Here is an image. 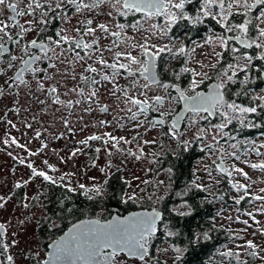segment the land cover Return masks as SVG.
<instances>
[{
	"label": "flooded vegetation",
	"instance_id": "1",
	"mask_svg": "<svg viewBox=\"0 0 264 264\" xmlns=\"http://www.w3.org/2000/svg\"><path fill=\"white\" fill-rule=\"evenodd\" d=\"M10 2L15 3L16 0H10ZM30 2L31 0H21L20 10H23ZM41 2H44V0H41ZM50 2L56 15L53 16L52 12H49L50 19L46 25L38 23L41 19L39 12L35 17L31 15L18 17L20 23H25L26 20L37 22L32 25L33 31L23 33L20 36L16 35L20 32L19 28L10 29V34L13 35L14 39L20 40V44L8 43L6 46L9 48V52L0 56V69L4 70L0 72V85L4 86V94L0 96V197L5 198L0 200V204L3 205L0 207V224L5 225V228L0 230V264H10L7 260L8 255L13 256L11 264H37L38 261L42 262L51 251V243L79 220L97 218L107 220L114 214L123 216L131 211L153 208L161 211L164 218L167 214L165 204H168L167 200L172 193V188L175 187L171 183L169 174H166L167 185H164V194L156 200H144L145 198L136 190H130V192L127 189L129 183H126V181L130 182L131 178L126 172V168L130 167L132 162L126 157L116 159L118 150L112 146L111 141L108 145H105L103 140L89 141L88 145L79 143V141L92 135L104 136L105 133H111L115 137H120L125 134H135L137 132L135 129L138 130L135 126L137 120L130 119L131 113L127 111L128 107H132L133 112L137 111V108L125 104L122 91H115V94H113V91L118 87L121 90H128L130 95H139L140 86L146 83L140 73L136 71L139 66L132 65V71L135 72V75H130L128 69H119L117 72L115 69L98 63L101 52L109 64L114 62V53L117 51H131L132 55L145 59L141 55L140 49L130 48L129 46L133 43H143L147 37L149 46L155 45L153 51H158L162 44L168 42V45L171 44L172 53H160L156 57L154 71L160 82L176 83L181 88L187 89L193 79V73L191 71L183 72L181 69H192L193 45L195 42L206 39L211 33L215 36H238V31L227 32L224 23L230 24L233 22L238 24L241 22L239 20L240 11L237 12L236 10H232L233 14L228 17L226 22H222L218 15L220 11L218 5H212L210 15H201L200 22L193 23L192 20L181 19L176 24L171 25L170 30L166 31L165 34L150 28V24H159V26L162 24L164 28L166 26L169 28L164 17L145 20L140 13L124 16L120 15L107 3L101 4L91 11L85 10L83 13H76L74 6L56 9L55 0H50ZM202 4L203 0H192L190 4L185 5L184 11L188 16L195 17ZM258 6L261 10H264V5H257L252 9L254 14ZM110 11L112 12L111 16L108 15ZM173 11L178 10L173 9ZM11 15H13L11 10L5 9L4 12L0 13V20L12 23L9 19ZM86 19L93 20L92 27L105 23L109 26L110 31H121L117 27L118 24H124L125 28L120 38H114L97 30L96 36L99 37L101 51H95V45L93 49L87 52L82 49H75V52H79L80 56L84 57L83 60L75 59V52L69 50L71 42H62L57 46L48 40V37L58 40L60 35H67L70 38L78 37L86 27L82 23ZM133 24H137V28L130 26ZM25 27H28V25L25 24ZM76 28H80L81 33H77ZM34 38L38 41L43 39L54 50L48 53L51 57L50 60H44L42 63L38 62L34 67L48 68L50 63H56V70L60 73L54 81H46L45 87L47 88L50 83H55L61 93V99H71L73 101L72 107L52 104L46 93L42 94L36 90V78L31 72L24 74V79L31 82L28 86L21 85L15 80V74L22 67V62L18 59L13 62L15 67L9 68L10 58L12 55H16L17 57L23 56L26 59L27 56L24 55L21 49L23 44ZM85 39L90 40L91 38L85 37ZM116 39L119 40V47H113V40ZM125 39H127V43L124 42ZM228 45V48L222 52V66L226 65L227 67L229 63H237V58L244 53L253 56V48H245L235 40H229ZM181 47L185 48L184 53L178 52ZM233 47L238 48L239 53L234 54L231 51ZM108 48H112V51L105 50ZM32 51H36V49H32ZM61 53L63 54L60 55ZM38 54L43 55L42 53ZM57 56H59V59H57ZM119 62L129 63L126 56H121ZM88 65L97 68L98 72L85 71ZM226 67L217 71L214 69V75L204 80L196 90H207L210 83L213 81L218 82V77L222 75ZM48 71L52 72L53 70L49 69ZM219 71L222 72L219 74ZM105 74L113 79L103 80L102 76ZM177 74H179L178 79ZM241 74L242 72L238 71L232 82L238 78L241 79ZM39 75L42 77L45 73L41 72ZM73 75L76 77L75 79L72 78ZM81 75L89 78L87 83L81 79ZM229 75H231V70H229ZM9 77L12 79H9ZM93 78L98 81L97 84L91 82ZM5 81H7V84ZM134 82H137L136 87H133ZM232 82H228L227 85H231ZM204 85L205 87H203ZM74 87L83 88V95L68 92L69 89ZM92 90H95L97 95L89 101L88 95ZM65 92L68 93L67 96L63 95ZM155 95L166 97L163 107L157 111H149L145 115H140L138 120L144 122L143 127H146V121L148 123L157 119L165 121L163 124L156 125L163 137L160 140L165 142L163 144L165 150L157 159V164L155 161H149L148 159L149 175H146L144 171L141 177L157 176L161 172L162 156L167 151L174 150V146L169 145L167 142L182 140L179 134L187 130L188 120L191 115H194L193 113H186L181 129L178 130L177 128L175 130L178 135L174 137L172 135L171 120L183 108V101H179L175 89L165 90L162 87L152 85L148 90V96ZM45 99H48V103L42 105L39 101ZM76 100L81 102L76 104ZM104 105L108 106L107 112L101 111ZM57 108H59V111H56ZM16 109H19V111L17 112ZM165 110L171 111L172 115L160 117V111ZM201 113L204 114L206 119L209 117L207 113ZM64 121H68L67 125ZM101 121L107 123L101 125ZM28 124H31L32 127H27ZM37 133L40 135L37 136ZM13 138L16 143L12 142ZM5 139L9 141L7 144L4 143ZM155 144L161 147L159 141ZM20 145H24V147ZM97 148L101 149L99 153L96 152ZM76 149H80V151L72 155ZM106 149L111 151L112 161L109 160L111 157L109 158V151H106ZM128 150V148L122 150L121 147V152L126 153ZM32 153H35V155H32ZM103 154L106 159L104 162L99 163L98 160ZM79 156H85L89 164L95 166V171L99 167L103 181L102 195H96L94 192L89 191L92 188L86 186L85 189H80L78 187L79 183L75 181L71 183L65 176L67 169L77 171L78 163L75 159ZM247 158L249 159L248 155ZM21 160L24 161L23 164L20 163ZM118 161L123 164L122 169ZM49 165L53 167H49ZM133 167H135L134 163ZM33 168L53 176L57 183L54 185L43 177L34 175ZM62 176L64 177L63 180L60 179ZM116 183H120L123 188L122 191H119V195L122 197L119 205H115L113 201L112 188ZM17 184L21 186L17 187ZM64 185H70L71 189H75V191L64 187ZM86 192H88V195L85 194ZM178 192L182 195L180 190ZM132 194L138 200H127V196ZM89 196L93 198L90 199ZM125 200L127 202H124ZM168 205H172L169 210L173 213H186L189 210L188 204L183 201H175ZM183 206H186L185 209H183ZM64 208H72L73 211L72 213L62 211ZM57 216H63V219H57ZM162 221L163 219L157 225V233H154L150 238L149 256L146 257L147 264H172L177 260L175 258L173 261L168 262L164 259L166 252L162 250L164 237V232L161 230ZM53 223L58 227H52ZM168 243L172 242L168 241ZM4 244L8 245L7 249L3 247ZM172 244L173 249L169 256L173 251H176V248H179L174 243ZM114 259L116 264H145L144 261L138 258L129 257L125 252L117 253Z\"/></svg>",
	"mask_w": 264,
	"mask_h": 264
},
{
	"label": "snow or ice",
	"instance_id": "2",
	"mask_svg": "<svg viewBox=\"0 0 264 264\" xmlns=\"http://www.w3.org/2000/svg\"><path fill=\"white\" fill-rule=\"evenodd\" d=\"M192 0H55V8H70L72 6L75 7L76 13H83L85 10H93L98 8L101 4H109V6L115 9L120 15L127 16L129 14L135 15L140 13L143 15L145 20H151L157 17H164L166 22L169 25L168 29L160 28L159 24H150V28L153 30H158L161 33H165L166 31L170 30V26L176 24L181 19H188L192 20L193 23L200 22V17L208 16L211 13V6L218 5L219 7V17L222 22H226L228 17L231 16L232 9L235 6L236 8L243 7L245 9L244 13H240L242 15H247V11L251 8L255 7L256 5H264V0H255V3L250 4L248 0H203V4L201 9L198 11L195 17L188 16V14L184 11L185 5L190 4ZM20 3L21 0H16L15 3L10 2V0H0V13L4 12L5 9H10L13 15L9 17L12 23H6L0 20V56L4 53L9 52V48L6 46L8 43L13 44H20V40L14 39L13 35L10 34V29L19 28L20 32L16 33L17 36H20L23 33H29L33 31L32 25L37 21L34 20H26L25 23H20L18 17H24L31 15L35 17L37 12L41 19L38 23L47 24L49 17V12H52V15L55 16L56 12L55 9L52 8V4L50 0H31L30 3L26 5L23 10H20ZM47 6V7H46ZM173 9L178 11H173ZM108 15L111 16L112 12H108ZM261 18H264V12L260 14ZM86 27L83 29V33L76 38H70L67 35H60V39L53 40L51 37H48V40L51 41L53 44L59 46L62 42H71L70 43V51H74L75 49H82L86 52L90 49H93L95 45V51L100 52L101 49L99 47V37L96 36L97 30L107 35H110L114 38H120L122 35V31L125 28L124 24H118L117 27L121 31H110L109 26L105 23L97 24L95 27H92L93 20L86 19L82 22ZM25 24L28 27H25ZM251 21L245 19L242 23H238L235 25H230L229 23H224V27L226 28L227 32L238 31V36H219L216 39L219 41L220 45L224 48H228V41L229 40H237L241 45L245 48H255L261 49V54L259 56L260 60H264V27H260L257 29V36L255 39H252L248 36L249 32V25ZM133 28H137V24L130 25ZM43 31V29H41ZM75 31L77 33H81L80 28H76ZM59 35V34H58ZM85 37H90V40L85 39ZM134 39V38H133ZM127 43V39L124 41ZM113 47H119V40H113ZM130 48H138L140 49L141 55L145 57V59H140L135 55H132L131 51L126 52H115L114 53V62L109 64L106 59H104L103 54L101 52L100 58L98 63L104 65L106 67L115 69L117 72L119 69H128L130 75H135V72L132 71V65H138L139 67L136 69L140 73V76L143 77L144 83L139 88V95H130L128 90H121L117 87L113 91H122L123 96L125 97V104L132 105L137 108V111L133 112L132 107H128L127 111L131 113L130 119L137 120L140 115H145L149 111H157L163 107V104L166 100L165 96L162 95H155V96H148V90H150L152 85H156L157 87H162L165 90L172 88L178 93L179 101H183V110L177 114H175L171 120V128H172V135L175 137L177 136V132L175 131L180 124V121L184 118V113H193V114H200L201 112L208 113V115H215L219 111V114L224 118V122L218 125H214L216 129H219L223 132V129L232 123L233 116L229 115L230 110L232 113H240L242 115L248 113H256L258 107H264V105H257V106H249L245 107L240 104H237L235 101L228 102L225 100L224 96V89L227 87L226 82H232L234 77L237 76L238 71L244 72L245 77L242 83L245 85L251 83V79L249 76L250 67L252 61L254 59L253 56L248 55L246 53L242 54L240 57L237 58V63L232 64L229 63L225 70H223L222 75L218 77V82L213 83L209 86V91H197L196 89L199 88L200 84L204 82V79L207 78V74L203 72H195L193 69L183 68L181 71L188 72L191 71L193 73V79L190 82L189 88H181L179 84L176 83H162L158 80L157 75L154 71L155 68V60L156 57L163 52L172 53V48L168 46H161L159 47L158 51H153V48L156 46H149L148 38L146 37L143 43L140 44H131ZM32 49H36V51H32ZM107 51H112V48L105 49ZM21 51L24 53L27 58L25 59L23 56L17 57L16 55H12L10 58V62L8 63L9 68L15 67V61L18 59L22 62V67L16 72L15 80L19 82L21 85L28 86L31 82L29 80L24 79V74L27 72H31L36 78V90L47 94L48 99L51 100L52 104L72 107L73 101L71 99L63 100L61 99V93L57 88L55 83H50L49 86L45 87L46 81H54L55 77L60 73L56 70V63H50L48 68H38L34 67L38 62L42 63L44 60H50L51 57L48 55L49 52L54 51L51 49L47 43L43 39L39 41L37 39H31L28 43L23 44ZM231 51L235 53H239V49L236 47L231 48ZM179 53H184L185 48L181 47L178 49ZM38 53H42L40 55ZM61 53L60 55H62ZM217 58H221L223 53H215ZM126 56L129 63H121L120 57ZM59 59V56H57ZM75 59L76 60H83L84 57L80 56L79 52H75ZM239 59H243L244 63L241 65L239 63ZM213 67L215 65H212ZM203 67V65H202ZM52 69V72L48 70ZM229 70H231V75H229ZM3 69H0V72H3ZM85 71L96 73L98 69L93 67L92 65H88L85 68ZM43 72L45 73L44 76H40L39 74ZM199 76L200 79H196ZM75 79L76 77L73 75L72 77ZM179 78V74H177V79ZM261 78H264V72L261 73ZM9 79H12L9 77ZM81 79L84 80L86 83L88 82V77L81 75ZM102 79L108 81L110 78L107 74L102 76ZM93 84H97L94 78L91 81ZM7 84V81H5ZM133 87H136V83L134 82ZM68 92L72 93H79L83 95L84 89L83 88H72L69 89ZM191 92V94H189ZM4 94V86L0 85V96ZM67 92L63 93V95L67 96ZM241 93H237L240 95ZM247 95V91L243 93ZM97 92L92 90L88 95V100L91 101L93 97H96ZM143 97V98H141ZM48 99L40 100L39 102L43 104L48 103ZM253 99H258L260 101H264V96L253 97ZM81 101L76 100L75 103L79 104ZM223 109V111H220ZM89 111L91 109H88ZM18 112L19 109H16ZM59 111V108L56 109ZM101 111L107 112L108 106L104 105L101 108ZM172 115L171 111L165 110L160 111V117H167ZM165 121L163 119L160 120H153L150 123L153 127L157 124H163ZM9 123H11L9 121ZM65 125H67L68 121H64ZM107 123L106 121H101L100 124L103 125ZM143 121L138 122L135 126L137 128L143 126ZM195 123V122H193ZM241 124H244V120L240 121ZM14 126V125H13ZM248 127H252L254 125L248 124L245 125ZM27 127L31 128L32 125L28 124ZM204 132L203 129H199L197 133V139L199 135ZM40 134L37 133V136ZM107 137V138H105ZM135 139V138H134ZM96 140H103L105 145L109 144V141L112 142V146L119 149L120 141H124V143H130V141L126 140L124 137H115L111 133H105L104 136L100 135H92L87 137L85 140L79 141L82 145H88L89 141H96ZM9 141L7 139L4 140V143L7 144ZM13 143H16L15 139L13 138ZM144 143H155V141H144ZM185 144L187 141L184 142ZM253 145L255 142L252 141ZM24 147V145H20ZM46 147V145H45ZM235 147V145H233ZM260 147H264L261 145ZM258 155H261L259 152V148L254 147V149ZM80 149H76L72 155H75L76 152H79ZM101 151L100 148L96 149V152L99 153ZM106 151H109L106 149ZM143 150L141 149V152ZM223 151V149H221ZM130 155H136L135 153L129 151ZM35 155V153H32ZM109 155L111 152L109 151ZM232 156L239 159V156L236 155L235 152L231 153ZM139 158V157H137ZM20 163H24L23 160ZM47 163V162H45ZM31 167V165H29ZM49 167H53L49 165ZM220 171L222 173H226L228 176H232L233 172L239 173L244 177L248 176V173L244 171L242 168H236L233 166L232 171L223 165H218ZM253 169H264V161L260 163H254L250 165ZM103 171V169H101ZM171 171V169H169ZM34 175H38L43 177L45 180L50 181L52 184H56L57 181L53 178V176L48 175L44 171H37L33 168ZM67 175V174H65ZM63 176L60 177L63 180ZM27 183V182H25ZM126 183H129L126 181ZM161 184L163 181L160 182ZM20 187V184L16 185ZM64 187L70 188V190L75 191V189H71L70 185H64ZM80 189H85L84 184H80L78 186ZM199 187V186H198ZM238 191L243 188L247 189L249 186L245 184L236 183L233 185ZM89 191L94 192L96 195H102L103 188L102 186L93 187ZM261 192H264V189H261ZM88 195V192L85 193ZM10 198V197H9ZM89 198H93L89 196ZM4 197H0V200H4ZM137 197L132 194L127 196V200L135 201ZM244 199L243 196L240 197V200ZM255 199L264 200V196H256ZM125 200L124 202H127ZM240 200H237L236 203H239ZM3 205L0 204V207ZM62 211H66L68 213H72V208H64ZM259 211H264V208L259 209ZM160 213L153 208L151 212H133L127 216H113L111 219L102 220V219H84L79 220L76 223H73L71 227L67 229V231L63 232L57 240L53 241L50 245L51 251L47 254V257L41 261H38L37 264H116L115 257L119 252H126L129 257L138 258L141 261H144L147 264L146 257L149 256V241L153 234L157 231V221L160 219ZM247 215L251 216L253 219L255 217L251 212L247 213ZM57 219H63V216H57ZM244 224H247L248 221H243ZM52 227H58L56 224H52ZM5 228L4 224H0V230ZM62 231V230H61ZM168 235H173L172 232H169ZM205 238H207V234H205ZM194 239H199V237H195ZM246 246L251 249H255L257 247L253 241L248 240L246 242ZM3 247L7 249L8 245L4 244ZM244 247V246H238ZM183 250L180 248H176L177 253H181ZM253 256H256L257 253L255 251L250 253ZM226 257L235 256L239 259V253L234 252L232 250H228L227 252L223 253ZM181 257L178 255L176 257L179 260ZM264 259V258H262ZM7 260L10 262L13 261V256L8 255Z\"/></svg>",
	"mask_w": 264,
	"mask_h": 264
},
{
	"label": "rangeland",
	"instance_id": "3",
	"mask_svg": "<svg viewBox=\"0 0 264 264\" xmlns=\"http://www.w3.org/2000/svg\"><path fill=\"white\" fill-rule=\"evenodd\" d=\"M250 4L255 3V0H248ZM251 8L247 11V15L240 16L241 18L248 19L251 21L252 17H254V28L264 27V18L260 17L261 12H264V10H261L260 7H257V10L255 14L252 12ZM232 10H236L237 12L240 11V13H244L245 9L243 7L236 8L233 7ZM241 21L240 23H242ZM230 25H235L233 22L230 23ZM160 28H164L163 25H160ZM168 29V26L166 28ZM221 35L215 36L213 33L208 35L206 39H203L202 41H196L193 45V65L192 69L195 70V72H203L207 74L208 79L209 76L214 75V69L220 70L221 68H225L226 65H221V58H217L215 53H222L224 48L220 45L219 41L216 39V37H219ZM255 39V38H252ZM168 46L170 47L171 44L168 45V42L165 44H162L161 46ZM242 55V54H241ZM239 63L243 65L244 60L240 59ZM203 65V67H202ZM212 65H215L214 67ZM222 71H219V74ZM218 75V74H217ZM241 78L245 77V73L242 72ZM196 79H200L199 76L196 77ZM137 83V82H135ZM228 83V82H226ZM140 85V84H139ZM253 97L258 96H264V88L259 89L253 92ZM172 102V100H171ZM232 102V101H228ZM240 104V103H237ZM242 105V104H240ZM116 106V105H115ZM244 106V105H242ZM248 107V106H245ZM220 111H223L221 109ZM229 115L236 117L238 121L244 120L245 116L247 114H240V113H232L230 110ZM220 118L214 123H207L206 117L203 113L200 114H194L191 115V117L188 120V127L185 132L182 134H179V137L182 139L180 140H186L189 143L197 140V133L199 129H203L204 132L199 135L198 139H201L202 146H209L208 153L204 159H200L196 161L195 163V169L196 173L199 177L197 180V183L202 186H206L209 184H215L216 186H219L221 184V177L222 173L217 169V163L222 159L225 163V166L229 169V171H232L233 166L236 168H242L245 172L248 173L247 177H244L243 175L233 172L232 176H229L230 179H232L233 185L236 183L239 184H245L248 185V192L249 194L253 195L252 201L245 207L244 212H240L235 206H228L227 210L224 211L223 221L226 222V225L230 227V232L234 234L235 239L233 243H230L229 247L232 248H238L242 249L243 247L238 246H246V242L248 240L253 241L254 244L257 245V248L259 251L264 250V211H259V209L264 208V200H258L255 199L256 196H264V192H261V189H264V169H253L250 167L251 164L254 163H260L264 161V147H260L261 145H264V136L260 135L255 138H252L251 141L255 142V145L250 144V141L248 140V147L246 150L243 151V154L241 153V147H240V141L241 140H235L234 142H228L224 141L223 139L226 138H232V136L227 135L228 131H226V127L223 129V132H221L219 129H216L214 125H218L220 123L224 122V118L219 114V111L217 114ZM140 122V120L137 119V123ZM195 122V123H193ZM135 134H125L121 135L120 137H124L130 143H124V141H120L119 149L116 159H123L124 157L128 158L130 162V167L126 168V172H128V175L131 178V181L129 182V185L127 186V189L130 190H136L139 192L140 195L145 198L144 200H156L161 195H163V191L165 190V186L167 185V176L166 174H169V169L161 170V172L157 176H144L141 177L143 172L145 171L146 175H149V170L147 168L148 159L149 161H155L157 164V159L159 156L164 152L165 146L163 144L165 143L162 139V135L159 133V129L155 126L153 127L151 123H148L146 121V127H139ZM178 135V134H177ZM235 136V135H234ZM135 138V139H134ZM157 141L160 142V146H156L155 143H144V141ZM169 145L174 144V142H167ZM235 145V147H233ZM156 146V147H155ZM124 149H129L126 153L121 152ZM153 147V148H152ZM254 147L259 148V152L261 155H257L256 152L253 150ZM160 148V149H157ZM141 149L143 150L141 152ZM223 149V151H221ZM129 151L135 153L136 155H130ZM111 152V151H110ZM235 152L237 156H239V159H236V157L232 156L231 153ZM247 155L249 159L247 158ZM111 155L109 156V158ZM139 157V158H137ZM112 158L109 159L112 161ZM106 157L104 154L99 158L98 162L102 163L104 162ZM76 162L78 163V169L76 172L73 170L67 169L65 171V175L71 183L74 181L79 184H84L87 188H93L97 186H102V176L101 172L99 170V167L97 171H95V166L90 165L87 161L85 156H79L76 159ZM116 163L115 161H113ZM72 164V161L70 162ZM119 165L122 166L123 164L118 161ZM133 163L135 167H133ZM98 174V176H97ZM163 181L161 184L160 182ZM214 187L213 189H215ZM235 188V187H234ZM212 189V190H213ZM242 189V188H241ZM241 189L238 191L240 194ZM131 192V191H130ZM138 200V199H137ZM186 206H183V209H185ZM251 212L255 219H253L251 216L247 215V213ZM247 220L248 223L244 224L243 221ZM166 233H169V229H165ZM231 248V249H232ZM173 249V244L168 243V241L163 237L162 240V250L166 252V257L169 256L171 250ZM182 253V252H181ZM181 253H177L176 251H173V253L168 257H164L168 262L173 261L178 255L180 256Z\"/></svg>",
	"mask_w": 264,
	"mask_h": 264
},
{
	"label": "trees",
	"instance_id": "4",
	"mask_svg": "<svg viewBox=\"0 0 264 264\" xmlns=\"http://www.w3.org/2000/svg\"><path fill=\"white\" fill-rule=\"evenodd\" d=\"M241 16L243 15L241 14ZM254 19L252 17L249 25L248 35L250 38H256L257 36L253 24ZM239 20L244 21V18L240 17ZM252 48L254 59L249 75L251 83L245 85L242 83L244 78H238L231 85H227L225 89V100L235 101L248 107L264 105V101L253 99L252 96L254 91L264 88V78H261V73L264 72V60L259 59L261 49L254 46ZM245 91H247V95L243 94ZM237 93L241 94L237 95ZM218 119L220 120L218 115H215L214 118L209 116L206 122L214 123ZM244 122V124H241L234 117L232 123L226 127L227 135L232 136V138L226 136L223 139L228 142L241 140L242 154L249 145L248 140L252 144V138L264 135V107H258L256 113H248L244 118ZM248 124L254 126H245ZM185 141L174 142L172 144L174 150H169L162 156V170L171 169L169 171L170 180L175 186L172 188L167 203L183 201L189 207L186 213H173L169 210L172 205L165 204L167 214L161 222V230L168 241L183 250L181 258L172 264H264V259H262L264 258V250L259 251L257 247L251 249L247 246L242 249L229 247L235 236L230 232V227L223 221L224 211L227 210L228 206H235L239 213L244 212L245 207L252 201L254 196L249 194L248 188L246 190L242 188L239 194L238 190L233 187L232 179L228 175H222L219 186L215 184L199 185L195 163L206 157L209 146H202L201 139L191 143L187 141L186 144ZM214 187L216 188L213 189ZM122 189L120 183L113 185L115 205H119L122 201V197L119 195V191H122ZM179 190L183 196L178 192ZM241 196L244 199L240 200ZM237 200H240V202L236 203ZM165 229H169L173 235H168ZM205 234H207V238H205ZM195 237H199V239H194ZM228 250L238 252L239 259L235 256H224L223 253ZM253 251L257 253L256 256L250 254Z\"/></svg>",
	"mask_w": 264,
	"mask_h": 264
},
{
	"label": "water",
	"instance_id": "5",
	"mask_svg": "<svg viewBox=\"0 0 264 264\" xmlns=\"http://www.w3.org/2000/svg\"><path fill=\"white\" fill-rule=\"evenodd\" d=\"M257 6V5H256ZM255 6V7H256ZM254 8V7H253ZM235 41H237V40H235ZM238 43H239V41H237ZM240 44V43H239ZM241 45V44H240ZM241 46H243V45H241ZM244 47V46H243ZM213 83H216V81H213L212 83H210L209 84V86L210 85H212ZM209 86H208V89L207 90H201V91H203V92H207V91H209ZM224 91V90H223ZM224 96H225V91H224ZM183 110V108L181 109V111ZM180 111V112H181ZM208 114V113H207ZM185 115H186V113H184V117H185ZM216 115V114H215ZM215 115H209L211 118H214L215 117ZM184 119V118H183ZM183 119L180 121V124H179V127H178V130H180L181 129V125H182V122H183ZM158 120V119H157ZM218 165H223V166H225V163H224V161L221 159L220 161H219V163H217V169L220 171V168L218 167ZM226 167V166H225ZM221 172V171H220ZM222 173V172H221ZM222 174H226V173H222ZM152 211V209H139V210H136V211H131V212H129V213H127L126 215H123V216H127V215H129L130 213H133V212H151ZM158 211V210H157ZM161 215H160V219L157 221V225L160 223V221L163 219V214H162V212L161 211H158ZM118 214H114L113 216H117ZM112 216V217H113ZM119 216H121V215H119ZM123 216H121V217H123ZM111 217V218H112ZM110 218V219H111ZM157 231H158V229H157ZM157 231L155 232V233H157ZM126 253V252H125ZM108 264H111V262H108Z\"/></svg>",
	"mask_w": 264,
	"mask_h": 264
}]
</instances>
